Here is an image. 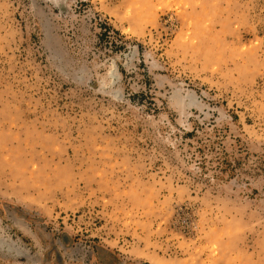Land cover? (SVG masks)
Listing matches in <instances>:
<instances>
[{
	"label": "rangeland",
	"instance_id": "374dc122",
	"mask_svg": "<svg viewBox=\"0 0 264 264\" xmlns=\"http://www.w3.org/2000/svg\"><path fill=\"white\" fill-rule=\"evenodd\" d=\"M0 264H264V0H0Z\"/></svg>",
	"mask_w": 264,
	"mask_h": 264
}]
</instances>
